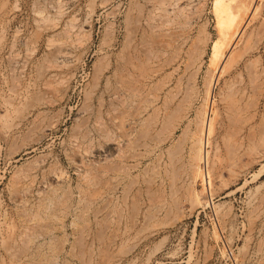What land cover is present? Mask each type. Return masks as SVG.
<instances>
[{
	"label": "rangeland",
	"instance_id": "374dc122",
	"mask_svg": "<svg viewBox=\"0 0 264 264\" xmlns=\"http://www.w3.org/2000/svg\"><path fill=\"white\" fill-rule=\"evenodd\" d=\"M154 1L0 0V264H264V0Z\"/></svg>",
	"mask_w": 264,
	"mask_h": 264
},
{
	"label": "bare ground",
	"instance_id": "6f19581e",
	"mask_svg": "<svg viewBox=\"0 0 264 264\" xmlns=\"http://www.w3.org/2000/svg\"><path fill=\"white\" fill-rule=\"evenodd\" d=\"M150 2H151V0H149ZM154 1V0H153ZM163 0H161V5L160 6H162L163 4H164V2H162ZM233 1V0H232ZM237 1V0H236ZM155 2V1H154ZM160 2V1H159ZM229 2H230V0H229ZM235 2V1H234ZM168 3V2H167ZM167 3H165V4H167ZM164 4V5H165ZM169 4V3H168ZM230 5H231V3H229ZM228 4V5H229ZM158 5V6H159ZM167 6V5H166ZM226 6V5H225ZM232 6V5H231ZM238 6V5H237ZM245 6H246V4H245ZM163 7V6H162ZM227 7V6H226ZM239 7V6H238ZM241 7V6H240ZM242 7H244L243 6V4H242ZM249 7V6H248ZM157 9V8H156ZM190 9V8H189ZM228 9V8H227ZM237 9V8H236ZM247 9V8H246ZM164 10V9H163ZM167 10V9H166ZM183 10V9H182ZM242 10V9H241ZM248 10V9H247ZM184 11V10H183ZM230 11H231V9H230ZM243 11H244V9H243ZM167 12V11H166ZM181 12V11H180ZM224 12H225V10H224ZM237 12V11H236ZM235 12V13H236ZM250 12H252V11H250ZM163 13H165V12H163ZM226 13V12H225ZM255 13V12H254ZM254 13H253V15H254ZM167 14V13H166ZM165 14V15H166ZM243 14H246V12H244V13H240V11H238L236 14H234V15H236V17H237V19L239 20L240 19V22H237V23H239L240 25H242V23H241V21H243V20H241V17H242V15ZM57 15V14H56ZM180 15V14H179ZM41 16V15H40ZM184 16V15H183ZM245 16V15H244ZM162 17H165V16H161V18ZM255 17V16H254ZM46 18V17H45ZM233 18V17H232ZM48 19V18H47ZM165 19V18H164ZM167 19H169V18H167ZM236 19V18H235ZM46 20V19H45ZM162 20H163V18H162ZM225 20V19H224ZM233 20V19H232ZM43 22V21H42ZM245 22V21H244ZM47 23V22H46ZM52 23V22H51ZM130 23V22H129ZM165 23V22H164ZM167 23H168V21H167ZM236 23V22H235ZM237 23H236V25H237ZM71 24V23H70ZM162 24V23H161ZM234 24V23H233ZM237 25V27H240V25ZM164 25V24H163ZM162 25V26H163ZM226 25H228V24H226ZM225 25V26H226ZM236 25H234L233 26V29L235 28V26ZM232 26V25H231ZM56 27V26H55ZM46 28V27H45ZM52 28V27H51ZM237 29V28H236ZM243 29V28H242ZM235 30V29H234ZM243 31V30H242ZM242 31H240V32H242ZM130 32V31H129ZM236 34V35H235ZM231 35V36H230ZM230 35H229V37L228 36H226V37H228L229 38V40L231 39V40H233L235 37L237 38L239 35H240V33L239 34H237L236 33V31H233V33L231 34V31H230ZM224 36V35H223ZM231 37V38H230ZM227 41V40H226ZM50 42V41H49ZM228 42V41H227ZM234 42H235V40H234ZM234 44V43H233ZM229 46H230V44H228ZM233 46V45H232ZM231 46V47H232ZM229 48V47H228ZM231 49V48H230ZM215 56V55H214ZM214 60H215V58H213ZM242 59V58H241ZM237 63H238V61H237ZM236 65V64H235ZM58 67V66H57ZM135 69V68H134ZM197 75V74H196ZM153 90V89H152ZM130 92H131V90H130ZM169 92H171V91H169ZM211 93H212V91H211ZM209 94V96L208 97H211V100H212V94ZM137 94H138V92H137ZM208 94V93H207ZM131 95H133V93L131 94ZM170 95V94H169ZM139 96V95H138ZM171 96V95H170ZM172 97V96H171ZM134 98V97H133ZM141 100V99H140ZM174 101V100H173ZM209 101V100H208ZM118 102H120V101H118ZM183 102V101H182ZM149 103V102H148ZM207 106V105H206ZM209 109V108H208ZM180 111H182V110H180ZM8 112V111H7ZM200 113V112H199ZM202 113V112H201ZM234 114V113H233ZM205 115V114H204ZM182 117V116H181ZM122 118V117H121ZM132 118V117H131ZM179 119V118H178ZM121 120H123V119H121ZM147 120V119H146ZM158 120V119H157ZM115 122V121H114ZM176 122V121H175ZM174 122V123H175ZM122 123V122H121ZM180 123V122H179ZM38 124V123H37ZM200 124V123H199ZM198 124V125H199ZM155 125V124H154ZM170 125V124H169ZM182 125V124H181ZM148 126V125H147ZM146 127V126H145ZM172 127V126H171ZM178 127V126H177ZM197 127V126H196ZM36 128V127H35ZM46 128V127H45ZM188 128V127H187ZM147 130V129H146ZM188 130V129H187ZM214 128L211 126V120H209L208 118H203V121H202V125H201V128L199 129V134L197 135V138H196V140H197V142H196V145L195 146H197L196 148H195V153H194V155H195V158H196V160L197 159H199V158H204V157H207L206 156V154H207V152L205 151V147H207L206 146V143H205V139H204V137H205V134L207 135H209V136H211L213 133H214ZM164 131V130H163ZM145 132V131H144ZM171 133L172 132H170V135H171ZM194 135V134H193ZM126 136V135H125ZM128 136V135H127ZM195 138V137H194ZM209 139V138H208ZM129 143V142H128ZM193 146V145H192ZM149 149V148H148ZM194 149V148H193ZM190 151H192V150H190ZM135 154V153H134ZM190 155V154H189ZM231 155V154H230ZM202 156V157H201ZM194 158V156H193V159H195ZM205 161H206V159H205ZM171 162V161H170ZM173 162V161H172ZM174 163V162H173ZM198 166V165H197ZM196 166V167H197ZM125 167V166H124ZM171 168V167H170ZM206 176V175H205ZM207 177V176H206ZM206 183V182H205ZM56 190V189H55ZM153 201V200H152ZM155 201V200H154ZM151 205V204H150ZM108 207V206H107ZM99 210V209H98ZM96 215V214H95ZM98 215H100V214H98ZM38 216V215H37ZM26 219V218H25ZM94 220V219H93ZM20 238V237H19Z\"/></svg>",
	"mask_w": 264,
	"mask_h": 264
}]
</instances>
